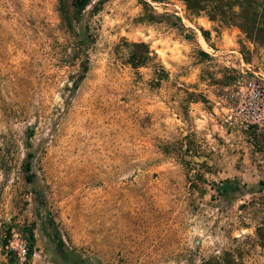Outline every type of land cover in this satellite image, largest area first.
Segmentation results:
<instances>
[{
    "label": "rangeland",
    "instance_id": "1",
    "mask_svg": "<svg viewBox=\"0 0 264 264\" xmlns=\"http://www.w3.org/2000/svg\"><path fill=\"white\" fill-rule=\"evenodd\" d=\"M225 1L0 0V264L264 263V0Z\"/></svg>",
    "mask_w": 264,
    "mask_h": 264
},
{
    "label": "trees",
    "instance_id": "2",
    "mask_svg": "<svg viewBox=\"0 0 264 264\" xmlns=\"http://www.w3.org/2000/svg\"><path fill=\"white\" fill-rule=\"evenodd\" d=\"M90 0H72V6L75 10L77 11H81L88 3ZM184 1V3L186 4V7L191 10L193 13H200L201 11L204 12L206 14V16H208V18L210 20H214L217 19L219 21H223L224 19H226L227 15V9L226 7H228L226 4L227 2L225 0H182ZM236 1V5L239 8V17L243 18V3L244 0H235ZM215 2H217V4H215ZM242 21V20H241ZM239 22V27H243L242 26V22ZM143 43H134L133 46H143ZM145 51H141L139 52L137 55H135V52H131L130 53V63L133 66H138L140 64L143 63L145 56H144ZM26 160L24 162L23 168L24 171H27L30 167V161H29V157H31L30 153L26 154ZM33 176V174H27L26 175V179L30 180L31 177ZM258 185L257 189L258 191L264 188V181L259 180L258 181ZM236 186L233 185V183L225 178L221 181H219V183L216 186V191L219 195L221 196H225L227 194L228 190H235ZM25 235H26V241H27V249L25 252V257L28 258L31 254V247L33 244V235L31 230H26L24 231ZM259 239H261V236L259 237ZM263 238L260 242L261 245H263ZM225 257L227 258L228 262H233L234 261V257L232 255H230V253H226ZM239 259L242 260V258ZM221 261H225V258H222L221 256H216L213 259H208V260H204L201 262V264H218ZM264 264V263H263Z\"/></svg>",
    "mask_w": 264,
    "mask_h": 264
}]
</instances>
